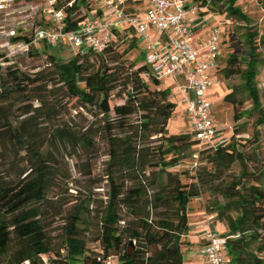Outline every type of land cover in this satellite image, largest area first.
<instances>
[{
    "label": "trees",
    "instance_id": "obj_1",
    "mask_svg": "<svg viewBox=\"0 0 264 264\" xmlns=\"http://www.w3.org/2000/svg\"><path fill=\"white\" fill-rule=\"evenodd\" d=\"M191 1L246 26L241 48L229 53L219 71L226 79L238 75L242 82L240 87L229 88L223 98L232 106L234 122L226 143L199 150V167L192 182L183 183L178 172L169 170L178 165L174 155L192 147L198 149L197 141L192 133L166 134L175 103L169 99V90L160 87L163 81L153 78L144 64L124 58L134 47V36L122 52L118 50L117 33L101 53L85 49L62 62L48 52L47 69L32 75L9 66L5 76L0 75V103L14 99L16 94L23 108L14 125L11 111L0 104V151L25 153L28 168L16 179H0V264H103L110 256L122 264H184L187 205L203 193L212 196L208 206L225 227L220 236L226 238L227 264H264L260 255L264 253V167L253 166L252 142L237 138L244 130L239 121L245 116H256L254 141L258 127L264 126V107L256 86L258 70L264 65L258 51L264 36L248 26L249 19L236 6L237 0ZM89 2L75 0L71 7L64 4L65 30H74L76 23L88 16ZM258 3L264 8V0ZM12 41L30 42L26 37ZM233 41L227 48L239 45ZM242 95L251 103L249 111L242 110ZM112 96L124 97L125 102L112 104ZM59 97L61 101L75 100L81 109L96 110L104 121L109 189L94 239L98 250L87 246L89 224L81 226V206L66 214L63 245L57 251L41 221V205L47 201L52 181V170L42 152L45 142L40 131L45 128L41 124L51 125L49 143L72 147L90 144L86 131L78 135L67 122L54 123L63 114ZM34 101L37 106H32ZM116 129L119 133H113ZM153 137H158L160 144L149 148L145 143ZM170 154L173 156L167 159ZM233 165L239 168L235 174ZM153 168L156 170L147 172ZM120 170L133 171L138 184L124 189L113 178Z\"/></svg>",
    "mask_w": 264,
    "mask_h": 264
},
{
    "label": "rangeland",
    "instance_id": "obj_2",
    "mask_svg": "<svg viewBox=\"0 0 264 264\" xmlns=\"http://www.w3.org/2000/svg\"><path fill=\"white\" fill-rule=\"evenodd\" d=\"M236 6L240 11L245 14L249 19V25L252 28H256L259 36H264V8L258 3V0H237ZM203 12V13H202ZM199 11V15H194L193 18L197 19V24H221L222 38L219 48V66L211 72L215 73V80L213 86L210 87L207 93V99L212 106V115L214 124L217 128V134L222 138L223 142H226L231 135L233 122L232 106L223 100L224 96L230 92L229 88L240 87L242 82L239 76H233L229 79L223 77L219 72L226 64V59L229 53L234 50L236 52L241 48L242 36L245 33L246 26L244 22L236 21L228 18L225 14H217L208 11ZM201 14V15H200ZM214 15V16H213ZM35 22L40 24H12L4 25L0 24L4 30H8L10 27L15 29L17 37H32V28L38 27L44 30L50 29V24H45V19L41 16H36ZM3 30V31H4ZM1 31V28H0ZM233 32V38H229V33ZM232 36V35H231ZM118 38V50L122 52L132 42V34ZM264 38V37H262ZM4 37L0 36V43L3 42ZM239 42L234 48H227V46H233V40ZM17 50V49H15ZM78 49L71 48L68 45L61 44L60 46H50L43 42H34L29 47L27 52L19 49L16 52L14 58L5 62L0 57V75L5 76L7 68L10 66L12 70H16L21 73L32 75L39 71L47 69V57L46 53L50 52L54 54L62 62H67L73 58L75 52ZM258 51L261 57L264 58V45L259 44ZM7 53V51H6ZM138 46L131 48L124 56L125 59L132 61L137 60V65H142L144 62L138 56ZM5 52L0 49V55ZM152 88V85L148 83ZM169 86V87H168ZM256 86L259 90L260 101L262 107H264V65H262L256 76ZM161 88H167L170 92L169 99L175 103L172 116L169 119L166 134L179 135L187 134L188 128L184 121L180 117V110L177 108V100L175 98V86L170 80L162 82ZM119 88H117L113 94H115ZM14 99H9L4 103H0L11 111L10 119L14 125L18 123L20 112L23 105H19L17 102V95H13ZM112 104H123L125 98H118L112 96ZM242 101V110L249 111L251 109V103L245 95L239 96ZM27 100V98H26ZM61 101V97L58 98ZM29 103L26 101L25 104ZM30 104V103H29ZM32 106H37V102H31ZM63 106V114L61 118L57 119L54 123L56 125L59 122H67L69 127L76 130V134L81 135L83 132H87L90 137V144L81 146V143L75 147L66 143L53 142L49 143V131L51 125L42 123L44 130L40 131V139L44 140L45 146L42 150L43 155L47 158V165L52 170L51 186L47 192V201L41 205L42 216L41 221L46 228L47 234L50 236V241L55 251L63 245L62 231L65 224L66 214L72 210L74 206H81V221L82 225L88 223V231L85 232L87 238V246L91 250H98V243L94 241L98 234L99 217L102 214L106 206L107 194H108V172H107V144L106 135L104 129V121L101 119V115L94 109H81L75 100L66 101L62 99L60 102ZM65 107V109H64ZM177 108V109H176ZM113 117V114H110ZM255 115L245 116L239 124H243V131L238 135V139L251 141L249 150H253L252 157L254 159L253 166L264 167V126L258 127V137L254 141L252 134L254 132V119ZM74 130V131H75ZM113 133H119L116 129ZM122 136H125L123 134ZM160 141L158 137H153L147 140L145 143L149 148L159 146ZM248 152H251L249 151ZM199 149L194 147L177 152L176 156L179 159L178 165L169 168L172 172H178L180 179L183 183H189L194 181L193 177L199 167L198 163ZM0 179L11 180L16 179L20 172L26 170L28 165L25 163L26 156L23 152H17L15 154H6L0 151ZM196 155V157H193ZM173 155H168L167 159ZM252 166V165H251ZM254 168V167H253ZM238 166H232V172L235 174L238 171ZM156 169H148L147 172L155 171ZM185 174V175H184ZM133 171H118L113 174L117 183H122L124 189H129L138 184L133 179ZM148 176V175H146ZM146 182V180H145ZM212 199L208 193L201 194L198 198L192 199L187 205L188 222L195 223L200 222L199 225L207 227L209 226L215 230L218 234L224 232L225 227L223 224L216 220V213L208 206V201ZM221 201L220 199H218ZM61 212V214H58ZM123 214V213H121ZM183 245V250H184ZM264 257V253L260 254ZM197 258V257H196ZM193 259L192 264H206L204 260L197 258ZM46 259V257H44Z\"/></svg>",
    "mask_w": 264,
    "mask_h": 264
},
{
    "label": "built area",
    "instance_id": "obj_3",
    "mask_svg": "<svg viewBox=\"0 0 264 264\" xmlns=\"http://www.w3.org/2000/svg\"><path fill=\"white\" fill-rule=\"evenodd\" d=\"M75 0H0V24H40L36 16L43 17L50 29L32 28L30 42H14L15 29L4 30L0 26V43L3 60L14 58L17 50L24 52L34 42L50 46L68 45L83 52L91 49L101 53L115 34L123 27L134 32L143 42V64L150 75L159 81L170 80L175 86L178 103L191 124L197 148L217 147L226 142L219 140L211 115V103L207 99L211 85L209 69L219 56L221 24L213 27L210 36L192 48V31L188 17L206 11L188 0H145L141 15L129 14L128 0H92L101 11L92 9V16H86L76 23L74 30H65L64 4L71 7ZM91 1V0H90ZM4 30V31H3ZM17 49V50H15ZM7 51V53H6ZM203 54L205 59H201ZM193 157H196L194 155ZM203 244L197 249V256L206 264H227L226 238L209 226L202 230ZM103 264H122L115 256L107 257Z\"/></svg>",
    "mask_w": 264,
    "mask_h": 264
},
{
    "label": "crops",
    "instance_id": "obj_4",
    "mask_svg": "<svg viewBox=\"0 0 264 264\" xmlns=\"http://www.w3.org/2000/svg\"><path fill=\"white\" fill-rule=\"evenodd\" d=\"M192 3L193 2L191 0H188L187 5L189 6ZM89 8L90 9L87 12L88 16H90V17L92 16V13H91L92 9L97 10L98 14H96V17L101 15V11L97 8L96 4L92 0L89 2ZM126 10L129 14L141 15L145 10V0H128ZM195 15H199V13L195 14ZM193 16L194 15H190L188 17V22H189V26H190V29L192 31V37H193L192 48L197 49L199 44L202 43L204 40H206L210 36L211 31H212L213 27L215 26V24H212V25L197 24L198 20L193 18ZM117 34L119 37L125 36V38L132 34V37L133 36L135 37L134 47L138 46V49H139L138 56H139V58H141L143 60L144 45H143L142 40L134 32H132L131 30H129L125 26H123L117 32ZM221 34H222V29H221ZM125 38L123 40H125ZM221 38H222V35H221ZM219 57H220V55L217 57V59L215 61H213L211 63V66H210V69L208 72L209 77H210V81H211L210 87L213 86V83L215 80V73L214 72L216 71V68L219 66V62H218ZM200 58L205 59V56L203 54H201ZM212 70H215V71L211 72ZM210 87L208 88V90L210 89ZM175 92H176V89H175ZM175 98L177 100V92L175 94ZM177 104H178L177 108L180 110V117H181V119L183 118L182 121L185 122L186 127L188 128V133H190L191 132V124L189 122V119L184 114L183 107L178 103V100H177ZM211 115H212V106H211ZM212 119H213V115H212ZM213 123H214V120H213ZM219 138H220L219 140H222L221 137H219ZM199 223L200 222H195L192 224V223L188 222L189 229H188V232L184 238V240L186 241L185 246H184V250H183L184 264H192L193 259H195L196 257L199 258L197 256V249H198V247H200L203 244V240H202L201 235H202V230L205 228L204 226L199 225Z\"/></svg>",
    "mask_w": 264,
    "mask_h": 264
}]
</instances>
